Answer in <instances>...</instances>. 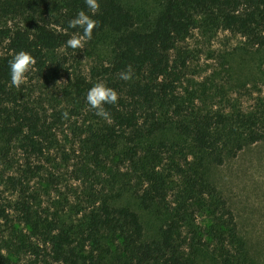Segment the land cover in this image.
Segmentation results:
<instances>
[{"label":"trees","instance_id":"obj_1","mask_svg":"<svg viewBox=\"0 0 264 264\" xmlns=\"http://www.w3.org/2000/svg\"><path fill=\"white\" fill-rule=\"evenodd\" d=\"M122 1L99 0L92 15L97 24L89 41L105 31L115 35L107 65L90 77L74 75L62 89L77 102L72 113L83 111L91 121L87 165L106 170L107 177L84 170L92 185L82 201L52 220L40 214V195L9 177L17 198L8 208L0 198V223L9 224L13 210L35 237L23 244L27 264H257L208 175L212 166L264 141V94L247 108L228 100L207 110L188 104L178 93L188 59L178 48L200 18L210 30L239 34L264 49V0H164L143 29ZM81 10L89 11L84 0H0L1 156L11 163L18 152L25 173L42 170L35 162L47 158L61 114L51 120L25 100L23 87L11 85L8 61L19 51L30 53L35 62L25 77L45 78L48 53L82 34L67 26ZM126 69L132 77L123 81L119 74ZM256 76L264 82V70ZM97 82L118 94L115 105L103 106L108 121L85 100ZM126 192L154 210L160 222L155 236L146 238L137 211L116 203ZM73 213L81 215L74 219ZM0 264L18 261L0 258Z\"/></svg>","mask_w":264,"mask_h":264},{"label":"rangeland","instance_id":"obj_2","mask_svg":"<svg viewBox=\"0 0 264 264\" xmlns=\"http://www.w3.org/2000/svg\"><path fill=\"white\" fill-rule=\"evenodd\" d=\"M133 13L136 26L145 28L161 12L164 0H123ZM198 26L179 44L178 50L187 58L184 77L178 86L179 96L201 109H215L226 103H238L247 108L254 98L264 94V82L257 72L264 70V49L251 47L247 40L223 29H208L198 18ZM114 33L105 31L95 40L84 42L78 49L61 47L48 53L49 69L45 78L25 77L21 95L33 105L44 109L49 119H56L54 139L42 170L27 172L22 156L16 152L8 163L1 154L5 150L0 132V198L7 206L17 194L9 183L15 177L27 186L28 193L40 195V214L49 220L57 218L82 201L85 187L92 185L84 170L107 177L106 170L87 165L86 137L90 118L72 113L76 101L62 95L69 78L77 74L90 77L92 69L107 65L111 58ZM72 113L65 118L62 113ZM108 162V160H107ZM209 180L214 183L234 212L238 231L244 238L257 264H264V141L246 146L236 157L220 166H212ZM80 178V179H78ZM96 185V184H94ZM99 187V186H97ZM117 204L137 211L144 224L146 238L157 234L160 222L154 210L143 209L129 192L123 193ZM85 203L78 209H83ZM11 222L1 221L0 258L15 259L27 264L31 259L23 244L35 237L11 211ZM58 213V215H57ZM80 214L73 213L74 219Z\"/></svg>","mask_w":264,"mask_h":264},{"label":"clouds","instance_id":"obj_3","mask_svg":"<svg viewBox=\"0 0 264 264\" xmlns=\"http://www.w3.org/2000/svg\"><path fill=\"white\" fill-rule=\"evenodd\" d=\"M88 13L81 10L76 13L75 17L67 22L68 28H76L81 31V35H73L65 44L68 48L78 49L83 47L86 40L91 39L92 30L96 26L97 21L92 18L99 8V0H84ZM34 58L30 53L25 51L17 52L9 61V77L13 87H18L25 81V74L28 73L34 64ZM132 77L130 69L119 74V78L123 81H128ZM88 106L95 110V115L108 121L109 113L104 110V105H115L118 101L117 92L106 86L103 82L93 84L87 91L85 96ZM62 116L67 118L68 113H62Z\"/></svg>","mask_w":264,"mask_h":264}]
</instances>
